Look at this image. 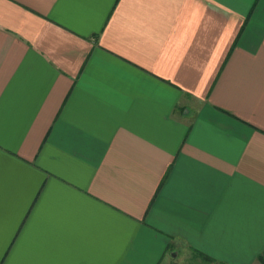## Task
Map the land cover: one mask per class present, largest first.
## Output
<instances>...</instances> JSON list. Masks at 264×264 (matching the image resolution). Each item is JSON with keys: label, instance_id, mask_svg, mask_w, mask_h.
<instances>
[{"label": "crops", "instance_id": "obj_1", "mask_svg": "<svg viewBox=\"0 0 264 264\" xmlns=\"http://www.w3.org/2000/svg\"><path fill=\"white\" fill-rule=\"evenodd\" d=\"M176 247L264 249V0H0V264Z\"/></svg>", "mask_w": 264, "mask_h": 264}, {"label": "rangeland", "instance_id": "obj_2", "mask_svg": "<svg viewBox=\"0 0 264 264\" xmlns=\"http://www.w3.org/2000/svg\"><path fill=\"white\" fill-rule=\"evenodd\" d=\"M171 252L169 254L172 264H208L206 262H202V259L199 256L187 249L176 247V249ZM254 264H258L257 260Z\"/></svg>", "mask_w": 264, "mask_h": 264}, {"label": "trees", "instance_id": "obj_3", "mask_svg": "<svg viewBox=\"0 0 264 264\" xmlns=\"http://www.w3.org/2000/svg\"><path fill=\"white\" fill-rule=\"evenodd\" d=\"M256 260L258 264H264V249L260 253L257 254Z\"/></svg>", "mask_w": 264, "mask_h": 264}]
</instances>
